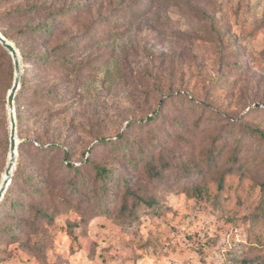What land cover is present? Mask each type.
<instances>
[{
    "label": "rangeland",
    "instance_id": "obj_1",
    "mask_svg": "<svg viewBox=\"0 0 264 264\" xmlns=\"http://www.w3.org/2000/svg\"><path fill=\"white\" fill-rule=\"evenodd\" d=\"M0 33V264H264V0H0Z\"/></svg>",
    "mask_w": 264,
    "mask_h": 264
},
{
    "label": "water",
    "instance_id": "obj_2",
    "mask_svg": "<svg viewBox=\"0 0 264 264\" xmlns=\"http://www.w3.org/2000/svg\"><path fill=\"white\" fill-rule=\"evenodd\" d=\"M0 45L9 53L13 63V83L10 91L6 97V107L8 110V118H9V159L7 161V165L5 168V180L2 181L0 185V201L4 196V193L10 184L11 181V171L16 163V154H17V145L18 141H16V117L14 111V98L16 92L18 90L20 84L21 77V64H20V56L16 48L12 43H10L1 33H0Z\"/></svg>",
    "mask_w": 264,
    "mask_h": 264
},
{
    "label": "trees",
    "instance_id": "obj_3",
    "mask_svg": "<svg viewBox=\"0 0 264 264\" xmlns=\"http://www.w3.org/2000/svg\"><path fill=\"white\" fill-rule=\"evenodd\" d=\"M44 27L45 26H38V28L34 32L32 31L33 32V36L36 37L38 34H40L39 30L41 28L46 29ZM0 54L1 55L3 54V56H5V59L7 60V64L9 65V68H11V72H12V66H13V63L11 61L12 59H10V56L8 55L9 53L6 52V50L1 45H0ZM41 60H43L47 64L49 63V61L47 62V61H45L42 58H41ZM21 80H22V84H23V77H22ZM52 95H53V97H55L56 94H52ZM20 157H21V153H20ZM17 167H18V170H20V160H19V162L17 164ZM95 173H96L97 179L101 181V184H100V186L97 187V190L101 192V197L102 198H100V202L99 203L97 202V204H96L97 207H100L101 203L104 204L106 202V198H105L106 195H110L112 193V187H111L112 179L110 178L111 172H110V170H108V169H106L104 167H97L95 169ZM108 182H109V184H108ZM92 189L95 190V187H93ZM13 205L14 206H19V204L15 203V202H14ZM254 247H256V246H254Z\"/></svg>",
    "mask_w": 264,
    "mask_h": 264
},
{
    "label": "bare ground",
    "instance_id": "obj_4",
    "mask_svg": "<svg viewBox=\"0 0 264 264\" xmlns=\"http://www.w3.org/2000/svg\"><path fill=\"white\" fill-rule=\"evenodd\" d=\"M16 141H18V138H16ZM16 155H17V154H16ZM14 166H15V165H14ZM13 168H14V167H13ZM13 168H12V170H13ZM11 174H12V171H11ZM5 175H6V174H5V172H4L3 177H2V181L5 180V177H6ZM2 181H1V183H2ZM0 185H1V184H0Z\"/></svg>",
    "mask_w": 264,
    "mask_h": 264
}]
</instances>
